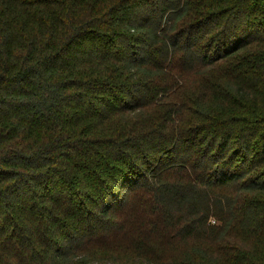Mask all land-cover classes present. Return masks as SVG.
I'll return each mask as SVG.
<instances>
[{
    "label": "trees",
    "instance_id": "16d2710c",
    "mask_svg": "<svg viewBox=\"0 0 264 264\" xmlns=\"http://www.w3.org/2000/svg\"><path fill=\"white\" fill-rule=\"evenodd\" d=\"M0 264H264V0H0Z\"/></svg>",
    "mask_w": 264,
    "mask_h": 264
},
{
    "label": "rangeland",
    "instance_id": "374dc122",
    "mask_svg": "<svg viewBox=\"0 0 264 264\" xmlns=\"http://www.w3.org/2000/svg\"><path fill=\"white\" fill-rule=\"evenodd\" d=\"M193 75H190L189 76V79H188V81H187V83H188V86H191V87H194L195 88V86H198V78L197 77H192ZM212 223H214L215 222V220H214V218H212Z\"/></svg>",
    "mask_w": 264,
    "mask_h": 264
}]
</instances>
